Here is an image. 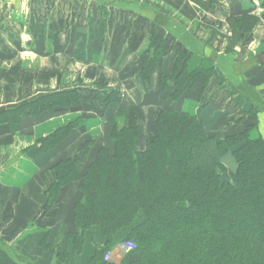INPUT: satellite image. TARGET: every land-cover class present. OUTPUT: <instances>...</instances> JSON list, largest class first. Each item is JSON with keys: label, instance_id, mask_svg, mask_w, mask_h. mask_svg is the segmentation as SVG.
<instances>
[{"label": "crops", "instance_id": "obj_1", "mask_svg": "<svg viewBox=\"0 0 264 264\" xmlns=\"http://www.w3.org/2000/svg\"><path fill=\"white\" fill-rule=\"evenodd\" d=\"M263 2L220 0L216 11H204L190 0H0V248L19 264H89L106 244L99 227L85 234L82 252L69 238L78 231L71 215L77 185L66 189L61 204L49 214L44 204L55 180L54 165L75 157L83 138L96 143L82 154V170L100 147L111 146L108 119L94 113L85 133L72 139L74 144L68 146V140L31 158L27 150L84 117L87 109L83 98L78 109L60 116L12 119L11 111L38 99L40 91L108 90L106 98L112 95L114 102L102 114L117 104L110 116L127 108L128 119H120L132 125L141 112L149 137L157 112L174 107L162 97L159 77L170 74L176 58L189 52V72L205 68L215 76L204 102L195 93L181 110L200 119L209 132L226 134L238 130L235 122L255 109L258 126L251 137L264 138ZM245 14L261 20L250 42L235 39L230 50L233 34L227 19ZM154 32L163 38V67L152 71V86L145 87L135 73ZM234 164L231 155L219 164L223 181H234ZM57 248L67 251V261L59 259ZM126 251L121 247L114 254Z\"/></svg>", "mask_w": 264, "mask_h": 264}, {"label": "trees", "instance_id": "obj_2", "mask_svg": "<svg viewBox=\"0 0 264 264\" xmlns=\"http://www.w3.org/2000/svg\"><path fill=\"white\" fill-rule=\"evenodd\" d=\"M190 1L204 11H216L220 0ZM262 8L264 21V2ZM261 19L250 14L228 18L230 50L235 39L250 42ZM162 49L163 38L154 32L135 73L145 87L152 86V71L163 67ZM190 58L189 52L181 53L172 72L160 75L161 95L174 107L157 112L149 137L141 118L132 125L119 123L128 119L125 108L108 118L111 146L100 147L85 170L81 157L93 140L53 167L55 180L45 193V213L57 209L66 189L77 185L71 215L78 231L69 238L78 252L93 227L106 238L89 264H264V138L251 137L258 111L246 113L235 122L240 128L226 134L209 132L200 119L183 112L182 103L192 96L198 94V101L204 102L215 76L205 68L189 72ZM88 93L100 102L94 92ZM83 98L82 90L48 94L11 111L12 119L69 112L78 109ZM113 102L112 95L104 100L107 108ZM86 123L84 117L70 123L26 154L36 158L57 149ZM229 155L237 165L233 182L223 181L218 171ZM121 247L128 251L114 254ZM56 250L60 260H68L66 250ZM0 264L19 263L0 248Z\"/></svg>", "mask_w": 264, "mask_h": 264}, {"label": "rangeland", "instance_id": "obj_3", "mask_svg": "<svg viewBox=\"0 0 264 264\" xmlns=\"http://www.w3.org/2000/svg\"><path fill=\"white\" fill-rule=\"evenodd\" d=\"M93 3H90V5H89V9H91V10H93L94 9V7H93V5H92ZM119 88H121V86H120V84L119 85H117L116 86V89H118L119 90ZM61 91H64L63 89H58V87H56L55 89H49V90H45V91H40V93H39V97H42V96H45V95H48V94H52V93H57V92H61ZM83 91V97H84V101L85 102H87V109H86V112H84V117H86L87 118V121H89V119H90V117H93L95 114L97 115V116H99L101 119H105V120H107L109 117H110V115L112 114V112H114V110L116 111V109H117V104L115 105V106H113V107H111V109L108 111V113L106 114V116H104L103 114L104 113H106V112H104L105 110H106V106L104 105V99H106V97L108 96L107 94L109 93V91L108 90H101L100 88H95V91L94 90H91L92 92H97V96L99 97V99H100V102H95V100H94V96L92 95V94H90V93H88V91H90V90H82ZM104 94V96H102L101 94ZM115 99H117V97H115ZM138 108V107H137ZM123 109V108H122ZM139 110V109H138ZM141 110V109H140ZM66 112H63V113H61V112H57L56 113V116L58 115V116H60V114H65ZM95 113V114H94ZM103 113V114H102ZM137 116H139V118H140V116H141V112H139V114L137 115ZM119 121V123L120 124H122L123 123V121H124V119H119L118 120ZM85 131H86V129L85 128H83V129H81V130H77L73 135H72V137H71V139H69V142H71L72 141V139L75 137V135L77 136L78 134H84L85 133ZM254 135V133L252 134V136ZM92 137H86V138H83V140H82V143L84 142V141H86V140H89V139H91ZM86 139V140H85ZM96 142L94 141L93 142V144H95ZM72 144H74L73 142H71L70 144H68V146L69 145H72ZM81 144V143H80ZM231 159V158H230ZM225 162H227V160H225ZM225 162H222V164H223V166L226 164ZM225 163V164H224ZM228 163H230V162H228ZM234 166H236L235 167V173H236V168H237V165H236V163L234 164ZM235 177H236V174H235ZM234 180H235V178H234Z\"/></svg>", "mask_w": 264, "mask_h": 264}, {"label": "water", "instance_id": "obj_4", "mask_svg": "<svg viewBox=\"0 0 264 264\" xmlns=\"http://www.w3.org/2000/svg\"><path fill=\"white\" fill-rule=\"evenodd\" d=\"M261 59H262L261 56H259V57H258L259 62H261Z\"/></svg>", "mask_w": 264, "mask_h": 264}]
</instances>
